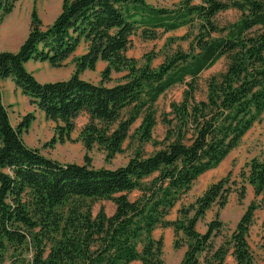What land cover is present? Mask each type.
Masks as SVG:
<instances>
[{"label": "trees", "instance_id": "1", "mask_svg": "<svg viewBox=\"0 0 264 264\" xmlns=\"http://www.w3.org/2000/svg\"><path fill=\"white\" fill-rule=\"evenodd\" d=\"M16 1L0 0V23ZM228 10L238 18L220 23ZM180 28L187 29L177 38L186 48L170 50L155 66L152 53L141 61L125 54L137 30L141 38L155 39L158 29ZM81 42L86 51L73 59L67 80L40 83L25 69L30 60L61 68ZM220 60L224 69L206 79L197 98L200 75ZM99 61L106 64L100 82L82 80L79 74ZM112 73L122 76L108 85ZM6 79L54 122L49 146L70 140L74 120L85 114L78 138L86 152L97 147L110 160L126 141L136 149L115 169L94 168L87 156L83 164L53 161L24 144L34 117L27 113L13 127L0 90V264H163L162 239L153 237L158 227L172 230L175 249L185 246L179 264H227L228 255L234 264H256L247 239L255 211L264 205V154L241 173L257 201L230 234L222 233L218 220L232 192L228 175L179 207L174 220L167 218L264 114V0H181L171 9L145 0H62L44 28L33 8L17 51L0 52V80ZM178 84L184 85L181 99L158 115V99ZM158 123L163 134L155 139ZM100 200L111 202L110 215L102 207L92 213V202ZM213 206L214 219L199 233L197 223ZM261 231L264 249V221Z\"/></svg>", "mask_w": 264, "mask_h": 264}, {"label": "rangeland", "instance_id": "2", "mask_svg": "<svg viewBox=\"0 0 264 264\" xmlns=\"http://www.w3.org/2000/svg\"><path fill=\"white\" fill-rule=\"evenodd\" d=\"M181 0H145L146 4L155 8L171 9L178 5ZM62 0H17L12 12L7 15L0 23V52L12 51L17 49L22 41L25 39L29 31L30 14L35 8L36 14L42 23V27L49 26L60 12ZM238 18V13L233 10H228L222 13L218 20L220 23L232 22ZM186 28H180L176 31L163 32L161 29L156 31L155 39H143L140 37V30L131 37V43L126 51V56L141 61V58L147 54L152 53V65L159 64L163 56L170 50L177 46L186 48V43L178 41L177 38L186 32ZM173 38L174 42L169 48H164L167 39ZM86 51V44L81 42L74 53L65 61V65L61 68H52L48 63V72H45L46 80H67L75 70L73 59L81 56ZM46 63V62H44ZM224 60L218 61L212 68L203 72L199 77V92L197 98H202L205 89V81L211 75L217 74L224 69ZM106 64L99 61L94 70H85L79 74L84 81L98 84L101 80V73ZM30 73V72H29ZM32 74V73H31ZM33 75V74H32ZM122 76V73H112L111 81L108 85ZM47 81L40 82L46 83ZM55 82V81H53ZM184 85L178 84L168 89L158 99L155 109L158 115L161 112L168 111L171 102H177L181 99ZM0 90L2 94V102L7 108L11 125L15 127L22 116L31 113L34 117L26 132L22 134V140L28 148L38 149L45 157L62 163H76L83 164L84 157L87 156L89 163L94 168L115 169L124 165L132 156L136 149V144L126 141L122 145V151L116 154L112 159L106 160L102 150L97 147L92 148L86 152L79 140L80 130L87 124L88 117L85 114H80L74 120V129L70 133V140L63 143L55 142L49 146L51 139L55 137L54 122L46 120L41 112H39L33 105H31L26 96H23L10 81L0 80ZM158 120V118H157ZM137 121L132 127L130 133L138 126ZM163 134V128L158 123L153 131V138L160 139ZM48 145V146H46ZM143 150L150 153L153 148L150 144H145ZM264 154V114L252 126V128L241 138L238 146L233 149L226 158L214 169L205 172L201 175L191 186L190 190L180 199L174 209L168 216V220L176 218V211L181 206H187L195 201L204 190L212 183L219 179L229 176L232 192L227 196L225 206L218 211V220L222 223V233L230 234L234 229L240 216L243 214L247 205L257 199L253 196L252 188L243 183L241 173L247 170L248 162L253 158H259ZM243 187V196L239 197V193ZM135 194L130 195L134 198ZM104 208L106 214L110 215L113 212V205L109 201L100 200L92 202V213L96 214L100 208ZM217 207L213 206L206 211L203 218L197 223L196 230L199 233H204L207 224L215 217ZM264 221V205L261 209L255 211L253 224L248 232V244L253 253L256 264H264V249L260 247L262 244L261 224ZM155 239H162V262L163 264H179L185 246L175 249L173 247V233L170 228L158 227L153 231ZM215 245L221 242L218 237L215 240ZM227 264H234L233 259L228 255L226 258ZM139 264V263H132Z\"/></svg>", "mask_w": 264, "mask_h": 264}, {"label": "crops", "instance_id": "3", "mask_svg": "<svg viewBox=\"0 0 264 264\" xmlns=\"http://www.w3.org/2000/svg\"><path fill=\"white\" fill-rule=\"evenodd\" d=\"M18 49V48H17ZM17 49L15 50H12V51H8V52H15L17 51ZM25 69L32 73L34 78L38 81V82H44V81H47V82H53V81H57V80H46L45 79V72H48L50 69H48V64L47 63H44V62H36V61H28L27 63H25ZM63 80V79H62ZM1 81H9L10 83V80L6 79V80H1ZM29 101V100H28ZM230 256V255H229ZM231 257V256H230ZM232 258V257H231Z\"/></svg>", "mask_w": 264, "mask_h": 264}]
</instances>
